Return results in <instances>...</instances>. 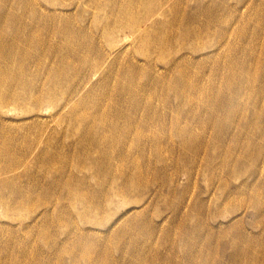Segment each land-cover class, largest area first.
Listing matches in <instances>:
<instances>
[{
  "label": "rangeland",
  "instance_id": "1",
  "mask_svg": "<svg viewBox=\"0 0 264 264\" xmlns=\"http://www.w3.org/2000/svg\"><path fill=\"white\" fill-rule=\"evenodd\" d=\"M33 1L42 14L75 19L99 53L91 63L74 61L81 69L76 76L66 73L47 84L46 94L55 89L52 101L47 95L49 106L4 113L0 105L1 126L26 125L27 136H38L27 156L29 172L19 167L2 177L19 175L13 183L18 190L30 184L40 190L25 191L18 198L23 204L9 188L0 193V261L264 264V0H167L150 22L162 0ZM117 2L135 10L118 18L129 27L111 31L108 22L116 17L104 10ZM151 23L164 36L175 24L164 53L156 44L140 45L138 36L145 37L141 31ZM132 67L131 105L121 103L126 115L117 130L102 131L106 123L97 109L123 99ZM233 69L237 78L230 76ZM246 72L249 92L242 95ZM39 81L43 88L46 79ZM156 83L164 84V93ZM155 98L152 117L160 124L147 112ZM215 108L218 113L210 114ZM92 128L95 134H88ZM18 141L29 144L24 137ZM52 150L56 155L47 154Z\"/></svg>",
  "mask_w": 264,
  "mask_h": 264
},
{
  "label": "bare ground",
  "instance_id": "2",
  "mask_svg": "<svg viewBox=\"0 0 264 264\" xmlns=\"http://www.w3.org/2000/svg\"><path fill=\"white\" fill-rule=\"evenodd\" d=\"M14 0H0V79L3 81L0 83L2 93L0 98L4 95L7 98V101L4 103H0L3 108V112L5 113L6 109H17L21 107H26L28 105H32L33 110L25 109L24 111L29 113L37 110L39 107L49 106L50 103L48 101L47 95H50V100H53V95L55 94V89H51L49 93L46 94L47 84L52 82L53 80H60L67 73H72L74 76L78 74L81 69L76 67L74 61H80L82 63L90 62V57L95 56L99 53L98 48L95 46V42H93L92 37L84 34V30L86 29L76 27V20H72V17L65 14L58 15H47L42 14L38 11L36 3L33 0H18L15 3H12ZM108 3L111 0H106ZM142 1V0H140ZM134 2V1H133ZM148 3L151 1L147 0ZM167 0L159 1V5L157 10L147 19L149 22L152 21L153 17L157 14H161L164 11V7L168 4ZM137 5V2H134ZM139 3V2H138ZM92 4V3H91ZM65 5H63L64 7ZM93 7V5H92ZM111 9L104 10L108 15L115 16L116 20L112 24L108 22V28H115V30H119L120 28H127L130 25H124L123 23L118 22V18L122 17V15L128 16L133 11L129 8V6H125L123 2H117L111 6H108ZM101 10V9H100ZM141 15V14H140ZM105 19V18H104ZM138 20V19H137ZM143 21V18L141 17ZM104 25H105V20ZM139 21V20H138ZM147 21V22H148ZM150 24V23H149ZM114 25V27H113ZM105 27V33L107 35V31L109 30ZM169 35L164 36L160 32V28H156L152 23L148 25L145 30L141 31V33L145 34V37H141V47L142 48H153V45H158L157 51L164 53L167 50V45L170 42H173V37L175 35V31L171 30L175 28V24L169 23L167 25ZM111 30V29H110ZM113 31V30H111ZM182 33V31H181ZM142 34V35H143ZM113 35V34H112ZM143 37V39H142ZM187 37L184 36V39ZM60 41H64L66 44H62ZM88 43V44H87ZM61 45V46H60ZM86 52L88 55L86 56ZM142 52V51H141ZM85 55V57H84ZM71 56L72 62L69 61ZM74 57V60H73ZM37 64L35 66L34 64ZM175 64V63H174ZM136 68L132 67V71L130 72V80L127 81L125 79L124 87H123V99H116V101L109 102L108 110L106 108L97 109V114H99V118L101 121V114L104 115V122L106 125L102 126V131H105L106 127H109L108 131H115L118 129V121L121 118H124L126 113L123 116V107L121 103L126 105H131V93L133 92V85L135 84V74ZM182 74L179 71L180 75L184 77L190 76L187 70ZM238 69H233L230 71V76L236 77ZM188 73V74H187ZM250 74L245 73V77L242 79L240 91L242 95H247L248 90V76ZM3 76V78H1ZM40 76L41 79L44 77L46 81L43 82V88L40 87ZM203 78V75H202ZM155 78L152 77L151 80ZM121 77H118V88L121 89L120 84ZM157 84V83H156ZM228 87L230 84L227 83ZM163 83L157 84L156 89L162 93L165 92V86ZM215 87H213L214 89ZM191 91V88L185 84V91ZM20 95H17L18 92ZM195 91V89H194ZM204 91L202 87L197 86L196 92ZM206 91H212V87L208 88ZM205 92V91H204ZM41 93V98L35 97V94ZM220 94V92L218 93ZM44 95V96H43ZM250 95V94H249ZM234 97V96H233ZM236 99V96L234 97ZM249 97H246V102L248 104ZM251 99V97H250ZM138 102V101H137ZM145 103V101H143ZM203 102V97L199 98L198 105ZM140 104V103H139ZM156 98L153 102V105L150 106L147 112L151 114L153 121L159 122L160 119H155L152 117L155 115L156 110ZM125 106V105H124ZM197 106V105H196ZM128 106H126L127 108ZM146 107V108H147ZM233 112L236 110V105H233ZM41 108V109H42ZM132 108V106H131ZM133 108H137V105L133 104ZM141 108V106H140ZM214 108V107H213ZM128 110V109H126ZM96 111V109H95ZM143 112V111H142ZM209 112V110H208ZM218 113L215 108L213 111H210V114L216 115ZM256 114V113H255ZM131 116V114H130ZM179 117V115H178ZM227 122L226 124L230 127V124L234 121L232 119V114H227L226 116ZM212 124H216L217 122L214 118L209 117L208 121ZM205 121V122H208ZM115 122V123H114ZM100 123V122H99ZM160 124V122H159ZM232 125V124H231ZM32 127L37 128V125H32ZM25 129V130H24ZM24 130V131H23ZM28 131V126H1L0 125V177L4 176V174L8 172H12L17 170L19 167L26 168L28 166L27 156L31 153L35 141L38 140V136L31 134V136H27L25 132ZM225 130L222 131L224 134ZM100 133V132H98ZM88 134H95V128H92L88 131ZM222 134V135H223ZM122 140H125V133L122 134ZM121 135V137H122ZM19 137H24L28 145L22 144V142L18 141ZM89 137V136H87ZM223 138V136H221ZM90 142H92L91 138H87ZM106 142H111V139L106 138ZM21 144V146H20ZM249 144L245 143L242 145V148L245 149ZM100 146L99 141L97 140V148ZM48 153H54L51 155H56V151H47ZM17 158H19L17 160ZM36 162L42 160L40 155L38 154L36 157ZM66 160V159H65ZM51 160H49L50 162ZM53 161V160H52ZM61 162V161H59ZM62 163V162H61ZM62 163L61 165H63ZM28 169V170H27ZM25 175L29 172V168H26ZM23 175V172L22 174ZM20 176L16 175L15 177H11L7 179L5 177L0 178V193L3 190L11 189L14 200L24 203V192H33L37 191V187L35 185H29V187H24L21 190L14 187L13 183L15 179H18ZM11 179H13L11 181ZM40 191V190H39ZM17 195L19 197H17ZM2 204H4L3 200H0ZM7 253L10 250H5ZM12 251V250H11ZM147 256V255H146ZM254 263H257L255 260H252ZM4 262L1 260L0 264Z\"/></svg>",
  "mask_w": 264,
  "mask_h": 264
}]
</instances>
